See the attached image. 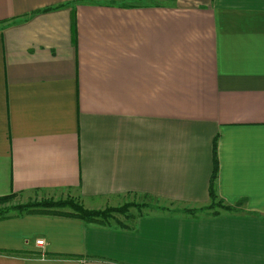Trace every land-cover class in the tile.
Wrapping results in <instances>:
<instances>
[{
    "label": "crops",
    "instance_id": "obj_1",
    "mask_svg": "<svg viewBox=\"0 0 264 264\" xmlns=\"http://www.w3.org/2000/svg\"><path fill=\"white\" fill-rule=\"evenodd\" d=\"M214 138L243 213L12 216L0 264H264V0H0V197L199 208Z\"/></svg>",
    "mask_w": 264,
    "mask_h": 264
},
{
    "label": "trees",
    "instance_id": "obj_2",
    "mask_svg": "<svg viewBox=\"0 0 264 264\" xmlns=\"http://www.w3.org/2000/svg\"><path fill=\"white\" fill-rule=\"evenodd\" d=\"M217 138L212 142V173L209 182V204L199 208L175 209L170 210L175 213H182L191 217H197L198 214H205L208 216H216L220 212L228 213H243L241 210L243 201H239L234 205H228L219 199L215 193V182L217 179L218 161H217ZM14 198L13 195L0 197V203L9 201ZM130 208H134L137 215H130ZM144 209L157 210L148 203H124L118 207H106L101 210H89L84 208L82 204L73 198H66L64 200L54 201L52 199H44L40 201L17 204L11 208L14 214H10L5 210H0V220L19 216L23 214L33 215H48L59 216L65 218L78 219L87 224H95L103 227L116 226L121 229L133 230L135 229V219L141 215ZM162 211H169L164 207L160 208ZM127 220L123 222L118 217Z\"/></svg>",
    "mask_w": 264,
    "mask_h": 264
},
{
    "label": "rangeland",
    "instance_id": "obj_3",
    "mask_svg": "<svg viewBox=\"0 0 264 264\" xmlns=\"http://www.w3.org/2000/svg\"><path fill=\"white\" fill-rule=\"evenodd\" d=\"M141 1H146V2H150V3H161V2H168V1H171V0H141ZM40 200H44L43 198ZM39 199H35V200H32V202L34 201H40ZM143 201H145V203H148L149 205L153 206L155 209L157 210H160V208L164 207L165 209L167 210H175V209H187V208H190V207H187V205H174V204H169V203H157L155 201H151L149 199H143ZM17 204H20L19 201L15 198H12L10 199L9 201H6V202H3V203H0V210L2 211H6L10 214H14L15 212L11 210V208ZM121 206V205H119ZM146 210H149V209H146ZM130 215L131 216H136L137 213L135 211L134 208H130ZM145 211V209L143 210ZM119 219H121L123 222L127 223V220L122 218V217H118Z\"/></svg>",
    "mask_w": 264,
    "mask_h": 264
},
{
    "label": "built area",
    "instance_id": "obj_4",
    "mask_svg": "<svg viewBox=\"0 0 264 264\" xmlns=\"http://www.w3.org/2000/svg\"><path fill=\"white\" fill-rule=\"evenodd\" d=\"M35 244H36V246L42 247L43 244H44V241H43V240H37V241L35 242ZM39 256H40V258H45V255H44L43 253H40Z\"/></svg>",
    "mask_w": 264,
    "mask_h": 264
}]
</instances>
